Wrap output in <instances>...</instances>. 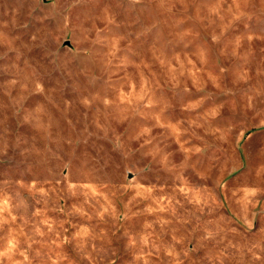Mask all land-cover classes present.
<instances>
[{"label": "rangeland", "instance_id": "obj_1", "mask_svg": "<svg viewBox=\"0 0 264 264\" xmlns=\"http://www.w3.org/2000/svg\"><path fill=\"white\" fill-rule=\"evenodd\" d=\"M0 264H264V0H0Z\"/></svg>", "mask_w": 264, "mask_h": 264}]
</instances>
